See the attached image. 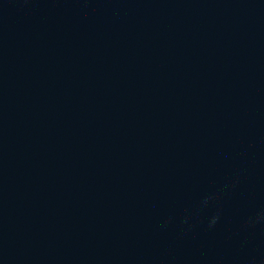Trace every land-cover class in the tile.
I'll return each mask as SVG.
<instances>
[{"label": "water", "instance_id": "95a60500", "mask_svg": "<svg viewBox=\"0 0 264 264\" xmlns=\"http://www.w3.org/2000/svg\"><path fill=\"white\" fill-rule=\"evenodd\" d=\"M0 264H264V0H0Z\"/></svg>", "mask_w": 264, "mask_h": 264}]
</instances>
